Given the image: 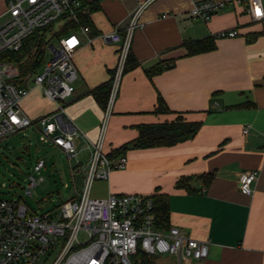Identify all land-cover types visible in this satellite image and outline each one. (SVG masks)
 Wrapping results in <instances>:
<instances>
[{"label":"crops","instance_id":"crops-1","mask_svg":"<svg viewBox=\"0 0 264 264\" xmlns=\"http://www.w3.org/2000/svg\"><path fill=\"white\" fill-rule=\"evenodd\" d=\"M6 1L0 0V15ZM93 1L98 5L90 14L94 40L90 43L80 34L82 44L73 54L76 89L66 107L82 132L75 140L76 157L92 150L106 109L91 90L113 81L119 61V44L99 35L114 29L124 35L145 0ZM217 1L228 4L209 21L189 16L192 0H154L144 9L130 47L138 64L124 70L108 122L107 153L136 139L141 125L179 116L202 123L193 138L174 145L129 148L123 152L126 168L114 169L108 179L98 181L106 184V197L167 194L169 225L210 241L204 259L156 254L150 264H264V17L253 21L244 1ZM232 29L238 30L237 36L217 38L214 49L188 54L186 41ZM158 65L163 69L149 76L147 71ZM33 90L38 91L35 103ZM33 90L22 100L25 113L37 118L52 112L55 105L39 88ZM159 96L170 112H155ZM248 124L251 128L244 135ZM245 171L258 173L251 194L240 190L239 177ZM209 173L213 177L206 183L201 176ZM182 177L192 178L191 191L176 186Z\"/></svg>","mask_w":264,"mask_h":264},{"label":"built area","instance_id":"built-area-1","mask_svg":"<svg viewBox=\"0 0 264 264\" xmlns=\"http://www.w3.org/2000/svg\"><path fill=\"white\" fill-rule=\"evenodd\" d=\"M85 0H7L0 15V143L13 134L36 127L41 142L61 148L69 156L77 152L75 140L81 131L66 112L69 99L75 92L78 77L73 54L82 44L80 34L92 43L89 25L69 31L48 46L52 57L44 62L42 71L33 82L44 97L55 105L52 112L31 118L22 107L29 94L27 77H21L11 61V54L19 52L26 38L39 28L55 21L79 20ZM89 1V0H88ZM154 0L140 3L133 13L124 35L114 29L99 35L105 42L119 44V61L112 88L102 118L99 137L92 144V157L86 182L78 200H68L56 212H30L26 204L0 198V264H135L133 257L142 251L148 255L172 254L180 259H204L209 255V240L191 237L176 226L161 229L156 223L152 195L139 193L110 194L106 198L91 197L94 180L108 179L114 169L128 164L125 155L110 159L104 150V139L112 114L121 76L131 47L133 32L140 25L144 9ZM246 2L253 21L264 17L263 0H230ZM189 16L209 21L223 10L228 1L192 0ZM238 30H223L217 38L235 37ZM251 125L243 126L246 135ZM264 134V132H263ZM39 159L35 170L45 167ZM257 171L240 174V190L253 192ZM42 180V178H41ZM38 181L32 177L30 189ZM86 235L80 239L81 233Z\"/></svg>","mask_w":264,"mask_h":264},{"label":"rangeland","instance_id":"rangeland-1","mask_svg":"<svg viewBox=\"0 0 264 264\" xmlns=\"http://www.w3.org/2000/svg\"><path fill=\"white\" fill-rule=\"evenodd\" d=\"M63 25L64 23L61 22L52 26L49 37L65 29ZM58 30L60 31L57 32ZM53 43L57 45L58 40ZM51 57L52 49L47 46L44 62ZM1 60L8 62L5 58ZM22 63L23 61H11L21 77L29 79L28 88L32 91L38 88L33 79L36 73L42 71V66L30 73L26 72L30 62L26 65ZM31 93L35 103L34 99L38 97V91L33 90ZM39 136L36 127L26 128L0 143V198L24 203L30 212H56L63 202L80 198L86 182L92 150H84L78 155L79 157L69 156L61 148L41 142ZM39 159H44L46 165L40 171H36L35 165ZM78 160L81 161L80 165H77ZM32 177L38 183L29 194ZM98 181L102 180L92 183L91 197H106L108 188L104 182ZM79 237L84 240L86 235L82 232Z\"/></svg>","mask_w":264,"mask_h":264},{"label":"trees","instance_id":"trees-1","mask_svg":"<svg viewBox=\"0 0 264 264\" xmlns=\"http://www.w3.org/2000/svg\"><path fill=\"white\" fill-rule=\"evenodd\" d=\"M98 9V5L93 0H85L83 9L80 12L79 20H65V21H55L49 25L39 28L31 33L26 40L24 45L19 52L11 54V59L16 62L23 61L22 64L26 65L27 62H30V65L26 68V72H35L43 64L45 59V51L47 46L58 37L68 33L69 31L78 30L81 26L91 25L90 14L91 12ZM64 23L65 29L59 32L57 35H52L49 37L50 28L58 23ZM216 36H209L203 39L188 40L184 43L187 48L189 55L199 54L212 50L216 47L215 40ZM5 56L2 55L0 58ZM138 64L137 59L130 52L125 64V70L133 68ZM171 65H168V67ZM163 69L162 66H155L147 71L149 76H152ZM112 88V80H109L96 88L91 90L93 96L97 99L99 104L102 107L107 106V102L110 96ZM241 106V105H237ZM167 103L162 96H159L158 106L155 109L157 113H166L170 112ZM202 123L201 122H191L182 117H178L175 121L165 122L160 124H150V125H141L139 127V135L133 141L122 145L121 147L115 149L113 152L109 153V158L114 159L121 155L123 152L129 148H147L154 146H169L174 145L178 142L185 141L193 138L199 131ZM213 173L202 175L201 178L205 179V182L211 180ZM191 177H182L180 178L176 186L178 188H184L191 191L190 180ZM155 203V217L158 227L161 229H168L169 219H170V207L167 194L155 193L152 195ZM150 256L142 251H139L134 256L135 264H150Z\"/></svg>","mask_w":264,"mask_h":264}]
</instances>
